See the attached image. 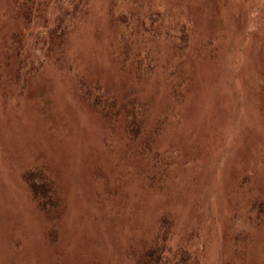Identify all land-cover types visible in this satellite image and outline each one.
Instances as JSON below:
<instances>
[{
	"label": "rangeland",
	"instance_id": "rangeland-1",
	"mask_svg": "<svg viewBox=\"0 0 264 264\" xmlns=\"http://www.w3.org/2000/svg\"><path fill=\"white\" fill-rule=\"evenodd\" d=\"M23 21L0 0L3 78L12 35L33 46ZM79 22L20 92L0 87V264H130L168 222L203 264H264V204L259 225L245 213L264 201V0H92ZM137 96L148 110H102ZM29 171L62 209L37 206Z\"/></svg>",
	"mask_w": 264,
	"mask_h": 264
},
{
	"label": "trees",
	"instance_id": "trees-1",
	"mask_svg": "<svg viewBox=\"0 0 264 264\" xmlns=\"http://www.w3.org/2000/svg\"><path fill=\"white\" fill-rule=\"evenodd\" d=\"M6 1L10 8L16 10L23 18L24 21L21 22L23 30H28L30 33H32V35H34V43L32 44L33 46L28 51L26 42L24 43V39L20 36L21 31H16L12 35V44L10 50L14 51L15 60L18 65L17 70L15 71V73H8L7 76H4L3 78L0 69V87L3 89V91L5 92V89L3 88L4 85H7L10 82H14L19 88L18 92H20L23 89L24 83L28 79L36 75L39 69L42 68L43 64L49 60V58H41V52L38 51L36 48L45 51V54L47 56L50 55V52L53 51L52 47L55 43V38L58 36H63L64 40L66 32L68 30H71L72 27H74L73 23L79 22L78 18H81L80 22L82 21V17L85 13H87L88 9L91 7L92 0ZM94 1L98 3V0ZM54 11H56V15H54ZM136 14L138 17V25H134L131 28H135V30L137 29L140 31L142 25V18L139 12H136ZM152 15L155 16V13H153ZM116 19L119 23L120 30L117 32L118 40L121 38V35H123L122 27H124V30L126 28L123 24V20L125 22L126 16H123V14L116 15ZM62 22H66V24L62 26ZM80 22L78 25H80ZM51 26H54V28H52ZM47 32L51 33L52 36L48 37ZM115 43L117 45H120L121 42L115 41ZM24 50L27 51V54L21 55L22 51ZM136 57L138 58V60H136L138 63L142 62V60L138 56ZM10 60V57H6L4 60H2L1 65H10ZM51 60L53 62L56 61V64H58L60 61L59 59L54 58L53 56L51 57ZM64 61L62 60V62ZM6 77L8 79H6ZM137 77L139 78V75H137ZM7 80L8 83H6ZM79 82L81 83V85L87 86L86 81H84L82 78H80ZM127 101L128 103H126L125 100L122 104L117 101L113 103L111 107H102V110L106 111L107 115L111 116L115 114H112L110 108L117 111L116 115H119L120 112H123L127 108V106H130L131 108H135L137 110H148L149 103H147L145 99L140 100L139 96H137L133 103L130 100ZM132 110L133 109L127 111L125 110L126 115L128 117H130V114H133ZM137 116H132L131 118L133 120L128 123L127 134H129L130 136H132V134L134 133L133 126L136 123L135 118ZM165 117L166 115H163L162 117H160V119L158 118L156 120L157 125L154 129L155 135H157V133L161 131V122H164ZM156 176L157 175L155 173V177ZM24 179L28 184V189H30V193L35 203L41 210L47 212V210L50 209V205H57V209L61 206V203L59 201V197H61L60 193L56 202H53V198L56 196L54 188H56L57 192V187L54 182L50 179V177L45 174V172L29 171L24 174ZM261 204L263 205L264 201L261 200L260 202H253L251 204L250 209L245 212L247 213V221L257 223L256 217L259 216V213L261 212ZM257 224L259 225V223ZM172 230V224H170L169 222L164 224L159 228L156 234H153L151 238L142 240V242H140L139 244H131L130 247H128V249L125 251L123 259L130 264H203L196 253H193V255L192 253H190L191 250L189 249V247H187V245L180 244V242L176 241L173 242Z\"/></svg>",
	"mask_w": 264,
	"mask_h": 264
}]
</instances>
